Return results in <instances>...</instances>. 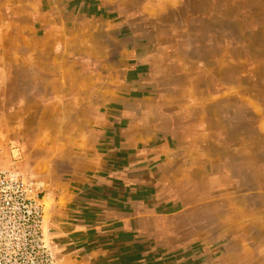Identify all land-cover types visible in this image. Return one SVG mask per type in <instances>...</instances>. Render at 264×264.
<instances>
[{"label":"crops","instance_id":"1","mask_svg":"<svg viewBox=\"0 0 264 264\" xmlns=\"http://www.w3.org/2000/svg\"><path fill=\"white\" fill-rule=\"evenodd\" d=\"M239 1L249 8L240 19L251 18L254 27L239 25L235 34L229 7L211 12L205 27L192 25L182 34L187 40L179 53L200 66L195 51H222L230 65L237 46L239 65L250 69L242 73L239 99L253 104L257 116L264 113L256 92L264 83L257 71L264 69V0ZM133 2L123 8L122 0H0V86L6 94L0 99L28 100L26 109L35 108L39 117L34 131L50 138L33 137L25 147L31 158L29 147L51 149L42 170L49 190L45 220L60 264H118L124 253L132 254L121 251L120 241L127 235L124 244H134L131 237L153 207L175 208L163 200L167 170L183 149L196 147L174 133L176 114L161 103L151 45L139 38ZM252 82L256 91L245 90ZM18 108L16 102L10 115L22 113ZM262 131L264 121L256 132ZM64 158L72 164L65 174L54 166Z\"/></svg>","mask_w":264,"mask_h":264},{"label":"rangeland","instance_id":"2","mask_svg":"<svg viewBox=\"0 0 264 264\" xmlns=\"http://www.w3.org/2000/svg\"><path fill=\"white\" fill-rule=\"evenodd\" d=\"M242 5L245 4L239 0L133 2V19L141 34L139 38L151 45V72L159 90L163 91L161 103L176 114V122L172 120L174 133L178 139L196 143L194 148L183 149L167 170L163 183L167 192L163 200L170 201L168 208L172 205L175 208L165 213L167 215L157 216L163 220L158 222L160 227L167 225V230L172 228V231L182 228L179 241L181 239L184 247L181 251L195 256L193 264H208L209 261L224 264V253L229 254L226 264L239 261L242 264H264V227L260 226L264 223V211H261L264 206L260 205L264 203V131L256 132L260 121H264V113L256 116L253 104L239 99L243 95L240 93L243 91L240 79L242 73L249 72V64L247 69L239 65L237 46H232L230 65L223 63L222 51H195L202 60L200 66L185 61L179 53L180 44L184 49L187 40L182 34L187 33L192 25L205 27L204 20L211 12H223L224 8L226 12L229 7L231 29L235 34L240 26L254 27L251 18L240 19L241 11L249 9L242 8ZM122 6L130 8V0H122ZM215 6H218L217 10ZM257 71L261 82L264 69ZM257 86L258 91L253 82L243 87L258 92L264 99V83ZM0 93H4L1 86ZM5 95L0 99V174L16 173L37 193L43 235L51 243L56 263L60 264L55 252L56 243L45 220L49 190L42 170L47 165L48 153L45 151L51 149L29 147L28 151L33 149L32 159L25 147L33 137L35 141L50 138L46 137L47 133L34 131L39 117L32 114L35 108L26 109L31 106L28 100L20 102L12 95L3 98ZM16 102L22 113L10 115V112L15 113L12 108ZM166 122L168 126L169 121ZM20 137V143H17ZM62 153H65L64 149ZM68 161L64 158L54 163L55 170L63 174L72 171V164H67ZM159 208L160 212L165 209L163 205ZM10 260L14 264L13 255Z\"/></svg>","mask_w":264,"mask_h":264},{"label":"built area","instance_id":"3","mask_svg":"<svg viewBox=\"0 0 264 264\" xmlns=\"http://www.w3.org/2000/svg\"><path fill=\"white\" fill-rule=\"evenodd\" d=\"M40 206L29 183L0 174V264H57L44 238Z\"/></svg>","mask_w":264,"mask_h":264},{"label":"flooded vegetation","instance_id":"4","mask_svg":"<svg viewBox=\"0 0 264 264\" xmlns=\"http://www.w3.org/2000/svg\"><path fill=\"white\" fill-rule=\"evenodd\" d=\"M162 211L160 212L159 207H153V210L150 211L151 214H149L151 217L143 216L141 229L138 231L136 229L134 237H131V240L134 238V244H124L127 237V235H124L125 238L120 241L122 244L119 248L122 252L125 249L134 250V252L132 254L130 251L124 253L127 257L126 255L119 257L118 264H189L190 261L193 264V260L196 259L195 256L193 254L188 256L184 251H181L184 247L181 239L179 241V238H182L180 231L182 228H175L172 231V228L167 230V225L159 226L158 222L163 220L157 217L160 216L158 214L163 216L169 212L166 209H162ZM142 227H145V229L142 230ZM124 245L126 248H124ZM210 262L212 261H209L208 264H211Z\"/></svg>","mask_w":264,"mask_h":264}]
</instances>
